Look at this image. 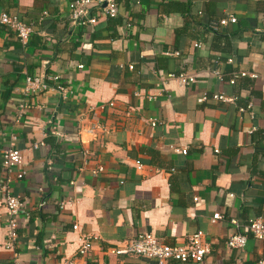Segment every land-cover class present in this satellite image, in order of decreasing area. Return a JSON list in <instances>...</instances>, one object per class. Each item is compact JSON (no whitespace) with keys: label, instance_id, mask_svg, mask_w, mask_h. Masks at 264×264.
<instances>
[{"label":"crops","instance_id":"obj_1","mask_svg":"<svg viewBox=\"0 0 264 264\" xmlns=\"http://www.w3.org/2000/svg\"><path fill=\"white\" fill-rule=\"evenodd\" d=\"M116 4L114 18L80 28L68 22V0H0L32 30L25 46L0 30V264H154L111 252L139 234L176 245L196 231L209 244L201 264H264V246L246 231L264 222L262 0ZM225 15L235 23L210 33ZM179 71L193 82L164 81ZM54 74L73 97L25 98L17 119L25 77ZM95 123L105 132L93 137L85 129ZM8 148L22 153L20 179L2 172ZM3 186L22 203L13 251L3 248ZM234 233L246 235L242 249L226 247ZM80 237L94 239L85 258Z\"/></svg>","mask_w":264,"mask_h":264},{"label":"built area","instance_id":"obj_2","mask_svg":"<svg viewBox=\"0 0 264 264\" xmlns=\"http://www.w3.org/2000/svg\"><path fill=\"white\" fill-rule=\"evenodd\" d=\"M262 16L264 17V0ZM117 14L116 0H68V22L71 26L87 28L96 23L97 18L102 16L105 18H114ZM46 13L42 12V16ZM235 18L231 15H225L219 20L212 22L208 25L212 32H217L219 29L227 26L228 24L235 23ZM7 29L13 33V36L21 46H25L28 42L30 34L32 33L31 27L23 24L16 16L10 15L4 11H0V30ZM195 44L194 47H198ZM177 56V53H173ZM228 62L230 60H227ZM78 69L82 68V65L76 66ZM131 70L132 66H128ZM216 77H219L218 72H214ZM236 77H245L248 74L244 71L236 73ZM253 77V75H251ZM166 80H175L182 86H187L193 82V77L188 75L184 71L177 73H166L163 77ZM234 83V76L228 80V84ZM54 92L61 101H65L68 98L73 97L72 90L60 81L58 75H32L26 76L24 79V85L22 88V94L24 101L17 107L16 117L19 119L22 116L23 110L28 109V104L25 98L39 95L43 92ZM137 95V94H136ZM211 99L214 101H230L221 94L211 95ZM205 96H201L197 99L198 102H203ZM108 107H112V103H107ZM251 105L247 104L245 108H239L238 113H243L246 109H250ZM150 126H155L156 121L150 120ZM104 133L105 131L97 123L90 125L85 132L91 136H95L96 132ZM55 136L60 137L57 133H53ZM184 153V151H181ZM23 156L20 150L15 148H8L3 151L1 157V168L6 180L14 175L16 179H20L23 175V171H16L14 169L21 168ZM102 171L101 167H97L92 171V174H99ZM2 204L5 214L4 222V243L3 248L9 251H13L14 244L17 240V221L16 218L22 207L20 197L13 195L3 186L2 188ZM61 206V204H60ZM221 219L218 214L211 216V221ZM229 224L238 227L237 222L234 219L229 220ZM72 230L77 229V225H72ZM246 231L251 238L259 241L264 246V222L261 218H254L250 220L246 225ZM92 237H80L78 239V246L76 248L77 258H85L92 248ZM246 242V235L241 233H234L226 240V247L228 249H242ZM114 256H136L148 260H153L154 264H166L170 261L177 264H201L204 257L209 253V244L206 240L205 234L201 231L189 235L184 243L176 245H166L159 242L151 234H139L134 239L129 240L121 244L119 247L111 252ZM15 258V255H13ZM59 264H76V259H65Z\"/></svg>","mask_w":264,"mask_h":264},{"label":"trees","instance_id":"obj_3","mask_svg":"<svg viewBox=\"0 0 264 264\" xmlns=\"http://www.w3.org/2000/svg\"><path fill=\"white\" fill-rule=\"evenodd\" d=\"M208 30H209L210 33H213V34H216V33H217V32H212V31L209 29V27H208Z\"/></svg>","mask_w":264,"mask_h":264}]
</instances>
